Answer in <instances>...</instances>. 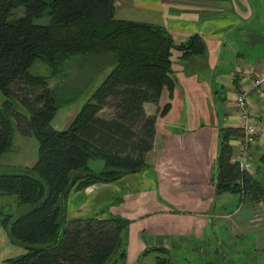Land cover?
Returning <instances> with one entry per match:
<instances>
[{
  "label": "trees",
  "instance_id": "16d2710c",
  "mask_svg": "<svg viewBox=\"0 0 264 264\" xmlns=\"http://www.w3.org/2000/svg\"><path fill=\"white\" fill-rule=\"evenodd\" d=\"M114 13V0H0V158L11 149L15 130L37 141L33 166L0 171V196H14L18 209L0 210V225L23 249L7 264H115L125 257L128 220L98 214L68 220V197L148 168L156 116L147 115L144 104L158 103L163 89L172 92L173 52L182 59L203 57L206 47L199 34L177 38L163 25ZM78 56H107L109 71L69 126L58 130L51 121L61 99L49 76L31 67L41 62L52 77ZM109 100L116 115L107 119L98 113ZM238 136V128H220L215 194L257 200L260 185L231 160L229 141Z\"/></svg>",
  "mask_w": 264,
  "mask_h": 264
},
{
  "label": "crops",
  "instance_id": "0c3cea01",
  "mask_svg": "<svg viewBox=\"0 0 264 264\" xmlns=\"http://www.w3.org/2000/svg\"><path fill=\"white\" fill-rule=\"evenodd\" d=\"M131 3L141 12V18L147 15L145 22L163 25L177 38L199 34L205 41V54L182 59L180 52H173L172 92L163 89L158 103L144 104L146 114L156 116L153 146L145 154L148 168L128 173L114 182L95 183L72 192L67 200L66 216L68 220L97 214L127 219L122 231L125 257L115 264H141L149 255L159 264L157 259L168 260L161 255L178 254L188 241L207 238L211 224L217 237L215 217L226 219L234 214H226L224 208L215 214L218 196L227 192L216 195L212 178L216 172L220 128H235L237 111L232 104L235 93L248 91V109L264 125V99L252 87L254 75L264 71V0H131ZM167 3L176 5L167 10ZM83 103H69L61 121L57 117L51 123L60 129L68 127ZM167 103L166 112L160 115ZM56 116L57 113L53 119ZM229 143L235 153L236 146L231 140ZM26 144L18 141L17 146L26 148ZM13 147L14 135L9 151ZM250 159L254 167L250 175L262 193L257 200L243 198L238 193L237 211L244 205L250 211L255 204L264 207L261 141L251 145ZM34 163L7 162L0 158L3 171L31 167ZM220 207H224L223 203ZM0 210L17 211L15 197L0 196ZM263 221L264 218L255 223L237 219L232 237H249L254 241L253 250H261ZM22 251L9 241L0 225V264H7V259Z\"/></svg>",
  "mask_w": 264,
  "mask_h": 264
},
{
  "label": "rangeland",
  "instance_id": "374dc122",
  "mask_svg": "<svg viewBox=\"0 0 264 264\" xmlns=\"http://www.w3.org/2000/svg\"><path fill=\"white\" fill-rule=\"evenodd\" d=\"M114 5V15L116 18L123 19L127 17V19L136 21L147 20V15H143L141 18V12L136 11L131 0H114ZM171 5L175 6L176 4L167 3L166 9L168 10ZM21 13L22 10L19 9L18 15ZM109 62L110 59L107 56H89L88 58L78 56L67 62L61 69V72L52 77L50 76L49 68L41 62H36L31 67V72L49 76V85L55 88L58 97L61 99V107L57 112L56 118L53 119V123L56 121L57 117L61 121V116L65 113L69 103L78 101L84 102L83 99H86L85 97L92 93L97 84L109 71V67H107ZM106 67L107 69H105ZM98 72L100 73L93 77L94 73ZM3 99L4 97L0 92V105ZM113 104L114 102L109 100L100 110L98 115L107 119L115 117L116 112L114 107H112ZM51 125L58 130L67 127L62 126L60 129L55 127L52 123ZM18 141L26 142L27 147L20 148L17 146ZM36 159V139L33 136H23L15 130L14 147L11 151L2 156V161L5 160L9 162L12 160H24L27 164H32ZM3 170L4 169L0 167V171ZM72 192L74 191H71V193ZM239 202L240 196L238 193L227 192L218 196L216 200L217 207L215 208V214H220L221 209L223 208L225 209L226 214H234L226 219H217V217H215L216 224L214 225V228L217 237L212 233L213 225L211 224L208 228L207 238H202L199 242L188 241L178 254L175 253L166 256L161 255L162 257L168 258L163 264H264V248L254 251V241L250 240L249 237L241 239L232 237L231 234L232 227L237 219H240L243 222L246 220H253V223L258 222L260 219L263 220L264 207H260V204H255L256 207L252 209L251 212L247 209L249 206L244 205L242 209L237 211L236 208L238 207ZM222 203L224 207H220ZM210 218L213 217L211 216ZM262 223H264V221ZM141 264H156L155 258L153 255H149L141 261Z\"/></svg>",
  "mask_w": 264,
  "mask_h": 264
},
{
  "label": "built area",
  "instance_id": "2783aa9c",
  "mask_svg": "<svg viewBox=\"0 0 264 264\" xmlns=\"http://www.w3.org/2000/svg\"><path fill=\"white\" fill-rule=\"evenodd\" d=\"M252 87L257 89L260 97L264 99V71L254 75ZM248 102L247 90L232 96V104L237 111L235 128L240 130V136L231 139L236 146V152L232 153L231 160L238 164L240 170L250 174L254 170L250 159V147L259 141L264 145V125L250 113Z\"/></svg>",
  "mask_w": 264,
  "mask_h": 264
}]
</instances>
